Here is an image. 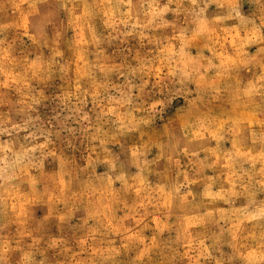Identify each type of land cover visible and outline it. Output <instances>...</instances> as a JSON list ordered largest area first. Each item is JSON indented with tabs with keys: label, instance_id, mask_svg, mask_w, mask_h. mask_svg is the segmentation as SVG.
Listing matches in <instances>:
<instances>
[{
	"label": "rangeland",
	"instance_id": "374dc122",
	"mask_svg": "<svg viewBox=\"0 0 264 264\" xmlns=\"http://www.w3.org/2000/svg\"><path fill=\"white\" fill-rule=\"evenodd\" d=\"M252 10L244 3L241 13ZM155 11L151 0L131 8L117 0H0V156L11 149L21 157L13 179L0 181V264H264V221L245 212L250 199L264 200L259 43L218 53V75L174 94L164 124L157 118L119 143L92 138L103 123L92 95L81 97L88 120L62 103L77 85L91 91L92 76L102 82L96 65L136 67L137 57L154 56L148 41L161 30L141 34L134 24ZM155 79L138 104L159 98ZM162 130L170 135L161 148ZM45 138L41 156L36 145ZM149 139L147 163L137 167L131 153Z\"/></svg>",
	"mask_w": 264,
	"mask_h": 264
},
{
	"label": "clouds",
	"instance_id": "9594fccd",
	"mask_svg": "<svg viewBox=\"0 0 264 264\" xmlns=\"http://www.w3.org/2000/svg\"><path fill=\"white\" fill-rule=\"evenodd\" d=\"M117 3H127L129 8L132 7V0H117ZM244 3L253 6L249 16L241 13ZM151 5L158 11L151 18L146 15L145 19L136 21L134 28H140L141 34L143 29L161 30L160 39L150 38L148 41L156 44V54L147 61H140L137 57L136 67L113 66L105 69L96 65L102 76L101 83H97L95 76H92L89 84L91 91L81 90L77 85L76 92H69L62 97V103L71 109L74 116H78L80 120H88L89 116L83 113L87 101L81 97L92 95L94 105L99 108L97 119L103 120L102 124H97L92 138L99 139L101 146L119 143L118 138L155 124L157 118L164 124L163 114L174 94L198 91V88L190 90L189 86L195 83L199 87L204 77L220 73L223 64L218 62V53L232 52L238 47L242 49L246 43L252 42L259 43L260 51L264 52V0H163V4L161 0H151ZM211 6H215V10L210 12ZM168 11L175 14L173 20L164 18V13ZM253 36L257 37L256 41H252ZM193 48L196 49L195 56L191 54ZM113 72L117 77H123V82L113 83L109 79V74ZM153 76L156 79L152 88L159 93V98L147 105L138 104L137 101L143 96L149 79ZM136 77H139L138 83L133 82ZM72 97H75L74 103ZM104 124L108 125V129L103 127ZM173 126L171 121L165 125L168 128ZM30 135L35 138V133ZM169 135V132L161 131V148ZM150 142L151 139L141 140L136 150L132 151V162L137 167L147 163L143 158ZM47 143L45 138V144L36 145L41 156L48 154L45 150ZM121 148L125 149V145H121ZM103 153L107 156V149ZM122 154L125 156L122 163H127V150ZM14 156L11 149L0 156V181H10L16 175L15 170L21 164V157L13 158ZM97 160H100L99 154ZM113 175L115 179L123 180L121 175L116 174L115 168ZM110 183L111 180L108 181L109 185ZM100 195H106L105 188L101 189ZM248 207L251 211L246 208L247 215L254 220L264 221V200L250 199Z\"/></svg>",
	"mask_w": 264,
	"mask_h": 264
}]
</instances>
